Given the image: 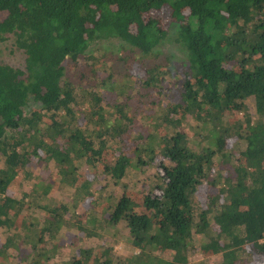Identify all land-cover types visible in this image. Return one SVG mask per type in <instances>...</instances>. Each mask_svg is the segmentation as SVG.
<instances>
[{"label": "trees", "instance_id": "obj_1", "mask_svg": "<svg viewBox=\"0 0 264 264\" xmlns=\"http://www.w3.org/2000/svg\"><path fill=\"white\" fill-rule=\"evenodd\" d=\"M164 8L186 50L178 80L195 146L166 108L149 130L135 126L132 98L118 81L105 88L96 76L105 64L90 62L91 42L111 38L128 45L122 62L155 58ZM10 34L25 60L23 69L0 62V264H54L67 231L115 237L123 222L138 251L122 264H191L199 235L200 247L216 239L215 264H264V0H0V42ZM72 70L77 82L65 92ZM147 73L140 102L160 94L168 74L156 64ZM103 97L108 117L98 112ZM234 105L248 112L231 128ZM105 146L118 149L113 164H102ZM157 157L164 178L144 174ZM131 172L144 177L129 181ZM63 179L70 193L58 190ZM204 183L206 209L196 199ZM85 200L106 203L89 209V227L75 214ZM71 245L65 264H113L111 240Z\"/></svg>", "mask_w": 264, "mask_h": 264}, {"label": "rangeland", "instance_id": "obj_2", "mask_svg": "<svg viewBox=\"0 0 264 264\" xmlns=\"http://www.w3.org/2000/svg\"><path fill=\"white\" fill-rule=\"evenodd\" d=\"M159 16L162 18V26L167 30L166 38L159 44L157 47V52H155V58L145 59L146 61L138 60H129L127 62H122L124 56L128 55V45L120 43L119 39H107V40H97L95 42H91L89 45L88 51H90L91 59L90 62H93L95 65L105 64V68H97L96 76L101 80L102 78L106 79V87L111 85L113 80L118 81L120 89L125 92L126 95L132 98V107H130L131 112L134 113V124L137 127H140L141 122H147L145 127H140L141 130H149L151 128V122L158 118L162 113L160 111L161 108H166L173 117L179 118L181 120V131L186 133L191 139L192 144L195 146V142L199 141V138L194 134L193 130V115H191L188 111L189 106L181 96V85L178 80L181 75V71L183 69V64L186 62V50L180 44L175 42L174 33L176 31L177 24L173 19L169 16V12L167 8H164ZM111 52V54H110ZM24 60L25 54L23 50L17 48L14 44V36L6 35L5 39L0 42V62L4 64L11 65L16 68L23 69L24 68ZM151 64H156L159 69L164 72H168L165 75V79L162 81V87L160 90V94H156V92L152 89L148 92L147 96L141 98L140 95L143 94L144 90L139 88V78H146L147 75V67ZM71 75L68 74L67 79L64 80L62 89L66 92L68 89L74 87L77 82V72L76 70L70 71ZM113 75V77L109 78V75ZM131 76V77H130ZM130 79V82H129ZM91 84V83H89ZM89 90L92 91L94 87L89 85ZM104 94L109 95L110 92L108 89H104ZM141 93V94H140ZM106 99L100 101V105L102 109L98 110L101 115H106L108 117V109L103 106ZM261 104V98L256 97L255 99V109H258ZM247 108V106H246ZM247 110L248 112V108ZM88 110V107H84V110ZM243 109L237 108L235 105L231 107V109H227V118L231 128L235 127L237 120L243 121V114L245 112ZM196 113L200 112L198 110ZM201 113H204L203 111ZM93 118H97V114L93 115ZM98 119V118H97ZM9 142L14 143L18 138L17 134H11ZM118 153V149L113 146H105L103 155H102V164L110 165L113 164L116 160ZM157 163L152 167H147L144 174L149 176H154V174H158L163 177V167L166 165V162L162 161L161 158L157 157L155 159ZM62 172V171H61ZM135 172H131L128 176L129 181L141 180L144 177H140L139 174H134ZM61 174V173H60ZM164 178V177H163ZM58 190L63 193H70L72 183L70 179L64 180L56 185ZM208 184L204 183L198 189V193L196 195V199L198 203L201 205L203 209L210 207V203L208 200ZM103 201V200H102ZM95 208L96 211L102 212L106 207V203L101 202L98 205H92L90 200H85L80 203L76 209L77 216L81 217V221L85 223V226L89 227V209ZM139 211V210H138ZM215 215V214H214ZM211 216L212 220L218 224L221 222V216ZM68 216V215H67ZM98 236H94L91 238H86L85 232L81 229L73 228V230L67 231L64 238L62 239V246L58 249V254L52 258V262L54 264H65L69 259L74 256L75 252L72 250L73 245L70 246V243L79 242L83 244V246H87L89 244H100L104 239L112 241V249L109 254V258L112 260L113 264H122L129 256L136 253L138 248L135 247L127 237V229L126 222H123L119 225L116 230L115 237H109L107 232L99 231ZM1 237V236H0ZM198 238V239H197ZM196 238L198 242V252L190 255L188 262L189 263H197L200 262L202 264H215L216 261L221 259L222 254L218 249V243L215 238H211L210 240L203 243L202 247H200L202 240L199 235ZM1 243V242H0ZM248 248V247H247ZM89 254V255H88ZM87 256L89 260L93 263L95 260L91 254L88 252ZM91 255V256H90ZM158 255L161 258H169L171 253L168 250H161ZM14 262H18V259L15 258Z\"/></svg>", "mask_w": 264, "mask_h": 264}, {"label": "built area", "instance_id": "obj_3", "mask_svg": "<svg viewBox=\"0 0 264 264\" xmlns=\"http://www.w3.org/2000/svg\"><path fill=\"white\" fill-rule=\"evenodd\" d=\"M259 243H264V232L262 234V236L258 239Z\"/></svg>", "mask_w": 264, "mask_h": 264}]
</instances>
